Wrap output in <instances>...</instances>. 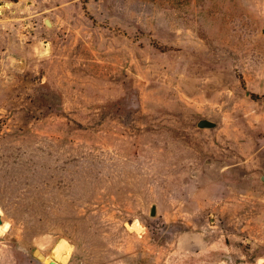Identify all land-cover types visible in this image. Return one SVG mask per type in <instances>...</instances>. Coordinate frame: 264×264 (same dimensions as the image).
<instances>
[{
  "label": "rangeland",
  "instance_id": "obj_1",
  "mask_svg": "<svg viewBox=\"0 0 264 264\" xmlns=\"http://www.w3.org/2000/svg\"><path fill=\"white\" fill-rule=\"evenodd\" d=\"M263 174L264 0H0V264H264Z\"/></svg>",
  "mask_w": 264,
  "mask_h": 264
},
{
  "label": "bare ground",
  "instance_id": "obj_2",
  "mask_svg": "<svg viewBox=\"0 0 264 264\" xmlns=\"http://www.w3.org/2000/svg\"><path fill=\"white\" fill-rule=\"evenodd\" d=\"M0 218H1V216H0ZM7 226H8V224L5 223V222H3L2 224H0V233H3L4 230L7 228ZM56 248H57L56 254L53 255V256H48V258L49 259H57L58 261H61V262L67 260V258L69 257L71 248H72L71 245L67 241H65V240H60L59 243L57 244V247Z\"/></svg>",
  "mask_w": 264,
  "mask_h": 264
},
{
  "label": "water",
  "instance_id": "obj_3",
  "mask_svg": "<svg viewBox=\"0 0 264 264\" xmlns=\"http://www.w3.org/2000/svg\"><path fill=\"white\" fill-rule=\"evenodd\" d=\"M198 126L200 127H214L215 122L209 119H201L198 122ZM261 180L264 181V174L261 176ZM151 214H155V206L152 207ZM5 220L0 218V224H2ZM51 264H57L55 261H52Z\"/></svg>",
  "mask_w": 264,
  "mask_h": 264
},
{
  "label": "trees",
  "instance_id": "obj_4",
  "mask_svg": "<svg viewBox=\"0 0 264 264\" xmlns=\"http://www.w3.org/2000/svg\"><path fill=\"white\" fill-rule=\"evenodd\" d=\"M14 1H16V0H14Z\"/></svg>",
  "mask_w": 264,
  "mask_h": 264
}]
</instances>
